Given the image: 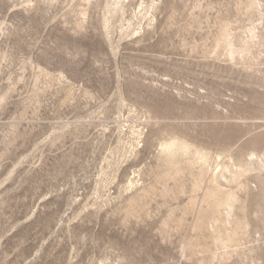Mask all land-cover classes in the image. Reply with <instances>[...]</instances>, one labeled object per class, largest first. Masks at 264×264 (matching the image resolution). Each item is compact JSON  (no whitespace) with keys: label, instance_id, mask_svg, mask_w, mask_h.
<instances>
[{"label":"rangeland","instance_id":"1","mask_svg":"<svg viewBox=\"0 0 264 264\" xmlns=\"http://www.w3.org/2000/svg\"><path fill=\"white\" fill-rule=\"evenodd\" d=\"M0 264H264V0H0Z\"/></svg>","mask_w":264,"mask_h":264},{"label":"bare ground","instance_id":"2","mask_svg":"<svg viewBox=\"0 0 264 264\" xmlns=\"http://www.w3.org/2000/svg\"><path fill=\"white\" fill-rule=\"evenodd\" d=\"M186 150H188V145L184 144L183 142H178L176 140H172V142H166L163 144L162 146V152L166 153L168 156H171L173 155L174 153H179V152H185ZM204 153V152H203ZM202 154V153H201ZM200 154V158L201 159H206V157L208 156L207 154L206 155H201ZM203 161V160H202ZM215 172V171H214ZM212 178V181L218 183L217 180H219L221 177H224V173L222 171H219V173H216L214 174L213 176H211ZM220 182V181H219ZM131 184H133L134 182H131ZM211 196H213L216 200L214 201V206L217 208L218 206L220 205H223V199L218 196V194L216 195H212L210 194ZM207 196L209 197V195L207 194ZM229 198V197H228ZM226 198V199H228ZM225 200V199H224ZM232 199L228 200L226 205L230 206L232 205ZM207 224V223H206ZM240 225V224H239ZM230 238V237H229Z\"/></svg>","mask_w":264,"mask_h":264}]
</instances>
